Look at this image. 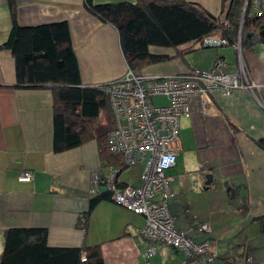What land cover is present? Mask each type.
I'll return each instance as SVG.
<instances>
[{"label": "crops", "instance_id": "crops-1", "mask_svg": "<svg viewBox=\"0 0 264 264\" xmlns=\"http://www.w3.org/2000/svg\"><path fill=\"white\" fill-rule=\"evenodd\" d=\"M93 4L138 0H91ZM219 16L223 0H188ZM9 0H0V43L12 27ZM20 27L66 21L82 86H101L126 71L117 30L94 16L85 0H11ZM179 49L150 47L168 59L140 72L149 76L207 70L216 60L225 72L245 68L252 90L240 87L228 95L209 94L212 110L179 117L181 151L168 171L171 201L183 203L174 217L177 230L188 231L193 220L209 225L189 230L190 238L210 242L211 264H238L246 257L264 264V53L234 46ZM196 51L198 56H194ZM193 53V54H192ZM15 60L0 52V257L4 233L12 228H44L51 247L97 245L104 264H143L148 242L139 235L144 217L110 198L90 207L91 174L103 168L94 139L75 148L53 150V95L43 87H17ZM197 108V103L193 104ZM200 165L202 168H200ZM126 169V168H125ZM23 170L30 182L18 181ZM124 169H121L120 173ZM136 177L120 178L138 185ZM83 254V253H82ZM84 255V254H83ZM150 264H199L168 244H160Z\"/></svg>", "mask_w": 264, "mask_h": 264}, {"label": "trees", "instance_id": "trees-1", "mask_svg": "<svg viewBox=\"0 0 264 264\" xmlns=\"http://www.w3.org/2000/svg\"><path fill=\"white\" fill-rule=\"evenodd\" d=\"M8 3L12 27L7 39L0 43V52L8 51L15 60L17 87L52 91L54 152L94 139L102 166L121 165V157L109 149L108 134L115 128L109 99L99 86L81 85L67 22L20 27L11 0ZM85 5L99 20L117 30L126 65L139 72L168 59L167 55L152 53L150 47L180 50L181 46L194 44L217 29L222 30L227 45L235 46L239 40L241 51L264 43V14H252L248 5L244 11L245 0H223L219 16L188 0L102 4L85 0ZM103 198H110V194L92 196L90 207ZM259 220L264 229V215ZM46 238L44 228L6 230L0 264H104L97 245L51 247Z\"/></svg>", "mask_w": 264, "mask_h": 264}, {"label": "built area", "instance_id": "built-area-1", "mask_svg": "<svg viewBox=\"0 0 264 264\" xmlns=\"http://www.w3.org/2000/svg\"><path fill=\"white\" fill-rule=\"evenodd\" d=\"M252 14H264V0H245ZM227 25V22H224ZM228 44L217 29L190 47H219ZM235 49L240 53L238 40ZM226 64L215 61L211 68H193L183 73L165 76H149L126 66L125 74L116 80L99 86L107 95L115 119V128L108 134L110 152L122 159L121 165H108L91 174L90 194H110V199L128 211L144 217L138 233L148 242L143 254V264H150L160 244H168L182 251L186 257L199 264H211L208 240L194 242L189 230L206 232L209 225L193 220L188 231L174 228V216L169 210L172 198L170 182L174 176L168 171L174 167L176 156L181 151L179 117L192 113L207 114L212 110L209 94L218 90L228 95L244 87L252 90L242 64L234 72H225ZM154 98H163L166 103L155 105ZM197 103V108L193 104ZM143 163L138 185H122L121 169ZM200 168L201 165H200ZM34 172L23 170L18 181L30 182ZM82 260H85L82 255ZM238 264H252L246 257Z\"/></svg>", "mask_w": 264, "mask_h": 264}, {"label": "rangeland", "instance_id": "rangeland-1", "mask_svg": "<svg viewBox=\"0 0 264 264\" xmlns=\"http://www.w3.org/2000/svg\"><path fill=\"white\" fill-rule=\"evenodd\" d=\"M256 49H257V51H259V52H261V53H262V52L264 53V43L261 44V45H257V46H256ZM193 53H195L194 56H198L197 53H196V51H193ZM193 53H192V54H193ZM152 103L155 104V105H163V104L166 103V101H165L163 98H154V99L152 100ZM143 167H144L143 163H140V164H137V165L130 166V167L124 169V170L120 173L119 176H120V178H123L124 180H126V178H124V177L127 176V175L130 176L131 179H134V178L137 176L136 173H137L138 169H139V168H140V169H143ZM174 228L177 229V228H176V225H174Z\"/></svg>", "mask_w": 264, "mask_h": 264}, {"label": "water", "instance_id": "water-1", "mask_svg": "<svg viewBox=\"0 0 264 264\" xmlns=\"http://www.w3.org/2000/svg\"><path fill=\"white\" fill-rule=\"evenodd\" d=\"M169 210L171 212V214L174 216V217H178L182 214V211H183V203H181L179 200H175V201H170L169 202Z\"/></svg>", "mask_w": 264, "mask_h": 264}]
</instances>
